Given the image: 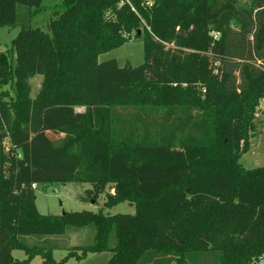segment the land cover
<instances>
[{"label": "trees", "instance_id": "1", "mask_svg": "<svg viewBox=\"0 0 264 264\" xmlns=\"http://www.w3.org/2000/svg\"><path fill=\"white\" fill-rule=\"evenodd\" d=\"M120 1L60 0L46 29L23 27L0 50V88H13L0 89V264L106 250V264L264 257V164L239 162L264 97V0ZM17 3L41 0H0V26ZM138 30L141 64L98 60ZM53 182L90 183L94 198L110 184L103 206L135 211L42 214L33 184ZM88 224L93 243L56 262L46 237Z\"/></svg>", "mask_w": 264, "mask_h": 264}, {"label": "rangeland", "instance_id": "2", "mask_svg": "<svg viewBox=\"0 0 264 264\" xmlns=\"http://www.w3.org/2000/svg\"><path fill=\"white\" fill-rule=\"evenodd\" d=\"M59 3L60 0H41V3L37 6H28L26 4L17 3L15 23L12 25L0 26V50L6 51L9 49L12 39L23 27H40L46 29L50 19L54 17ZM142 35V30L139 37H135L134 33H132L131 39L127 40L120 47L100 54L98 60L101 62L108 59H115L119 66L125 64L137 66L141 64L144 61ZM12 63L14 64V56ZM216 71L217 68L214 69V72ZM42 79L43 77L40 74H36L30 79V95L32 98L38 92ZM0 89H6L9 90L10 93H13V88L9 85L3 86ZM76 110L78 112L83 111L82 108H77ZM120 111L126 113L131 111V109H121ZM254 122L255 130L249 137L248 150L242 153L239 159L240 164L246 169H251L264 164V103H261V108L256 110ZM50 137L56 139L55 134H50ZM6 143L7 142H5V144ZM111 187L112 185L107 184L103 192L94 198L87 193V190L92 188V185L87 182H69L65 184L58 182L39 183L35 187V205L37 210L42 214L59 215L66 211L81 210L98 212L100 209H102V212L106 215L116 213L133 214L135 211L134 205L128 201L118 203L112 207L103 206V203L106 200V193L113 192ZM94 234L95 229L93 224H88L75 231L68 229L64 234L47 236L46 238L49 243H45L44 246L48 248V246L55 245L51 250L52 258L56 262H59L64 259L69 251H71L73 246H86L92 244ZM35 240L36 238L33 236L28 237L29 242ZM78 253L80 252L78 251ZM12 255L18 260L26 258V254L23 250H14ZM111 256L112 251L106 250L100 253H88L87 256L81 260H77L75 257L70 256L60 264H106ZM42 262V257L36 255L28 264H40ZM156 263L157 262H153L151 264ZM43 264L47 263L43 262Z\"/></svg>", "mask_w": 264, "mask_h": 264}, {"label": "built area", "instance_id": "3", "mask_svg": "<svg viewBox=\"0 0 264 264\" xmlns=\"http://www.w3.org/2000/svg\"><path fill=\"white\" fill-rule=\"evenodd\" d=\"M124 2H126L128 5L131 6L132 9H134V7L132 6L130 0H121V1H120V4H122V3H124ZM146 3H147L148 5H151V4H152V0H147ZM261 103H264V97L261 98V99L259 100V103H258L257 109L261 108ZM78 108L81 109V107H78ZM76 109H77V108H76ZM82 110H84V109L82 108ZM35 186H36V184H33V187H34V188H35ZM249 264H264V257L261 256V257H259V258H253V259L249 262Z\"/></svg>", "mask_w": 264, "mask_h": 264}, {"label": "water", "instance_id": "4", "mask_svg": "<svg viewBox=\"0 0 264 264\" xmlns=\"http://www.w3.org/2000/svg\"><path fill=\"white\" fill-rule=\"evenodd\" d=\"M137 34H139V35H140V34H141V30H138V31H137Z\"/></svg>", "mask_w": 264, "mask_h": 264}, {"label": "crops", "instance_id": "5", "mask_svg": "<svg viewBox=\"0 0 264 264\" xmlns=\"http://www.w3.org/2000/svg\"><path fill=\"white\" fill-rule=\"evenodd\" d=\"M36 186H37V184H36ZM36 186H35V187H36ZM34 189H35V188H34ZM13 251H14V250H13ZM40 264H43V262H42V263H40Z\"/></svg>", "mask_w": 264, "mask_h": 264}]
</instances>
